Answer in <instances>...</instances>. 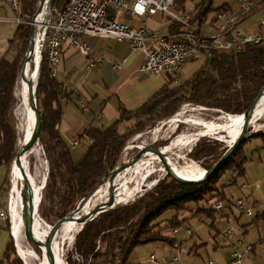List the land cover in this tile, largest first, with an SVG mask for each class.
<instances>
[{"label":"trees","instance_id":"16d2710c","mask_svg":"<svg viewBox=\"0 0 264 264\" xmlns=\"http://www.w3.org/2000/svg\"><path fill=\"white\" fill-rule=\"evenodd\" d=\"M19 1L24 20L30 21L36 13L39 0ZM68 1L52 0V10L65 8ZM174 1L176 8L184 10V0ZM214 2L215 0L190 1L192 9L189 13H194L190 21L199 29L208 14H216L219 10L229 11L226 4L214 5ZM254 8L251 9V14ZM168 28L170 33L179 29L178 24L168 25ZM30 29L25 23L19 24L14 40L18 47L16 56L9 58L6 53L0 55V166L8 169L4 178L5 185L9 183V165L16 157L17 130L13 113L17 106L14 96L15 84L22 68L23 55L30 42ZM47 54L48 52L44 51L41 55L35 97L42 119L40 139L50 165L44 196L39 202L40 215L50 224L72 213L78 201L90 194L103 175L114 171L126 145L130 128H141L145 123L142 121L144 118L148 121L167 118L179 110L181 103L209 106L228 114L240 115L246 111L250 101L255 99L260 87L264 86L263 40L257 44H243L237 51L217 49L212 50L211 55L201 58L194 56L189 61L199 62L189 75L168 74L165 86L157 90L148 102L140 105L139 109H121L120 117L112 126L99 128L91 125L85 130L80 137H93L94 143L89 145L84 156L75 162L68 141L59 130L58 124L63 114L62 87L57 82L55 67ZM131 118L137 119V124L127 125L126 131L120 132V124ZM236 125L216 126L213 130L228 129ZM238 133L239 131L231 133L228 140H235ZM252 138L259 140L255 151L264 148V132L251 134L203 181L195 184L180 183L171 175H167L159 180L155 190L142 200H135L128 206L118 205L112 210L108 209L96 215L82 227L75 239L74 257L78 259L71 258L69 264H141L132 258V252L137 247L158 241L171 245L175 240L164 232L178 226L179 212L188 204L195 205L196 212L202 211L208 216L214 212L204 205L208 206L213 201L223 202L230 207L232 199L226 196L227 187L236 185L235 180L244 175V167L248 162L244 145ZM226 149L222 142L199 140L188 157L203 161L207 170L220 159ZM183 167L180 168L190 176L203 175L187 171V168ZM223 174L227 176L226 180L218 183ZM170 210L174 215L169 220H163L161 216ZM5 246L2 260H5L6 264H22L15 256L11 235Z\"/></svg>","mask_w":264,"mask_h":264},{"label":"rangeland","instance_id":"374dc122","mask_svg":"<svg viewBox=\"0 0 264 264\" xmlns=\"http://www.w3.org/2000/svg\"><path fill=\"white\" fill-rule=\"evenodd\" d=\"M11 1L12 0H10L9 4L11 3ZM40 1L41 0H39V2ZM51 1L49 2L50 6H51ZM227 1L228 0H215L214 5H216V4H222L223 5ZM39 2L37 3V6H38ZM19 5H20V3H19ZM38 7H37V10H38ZM254 7H255V4H254ZM190 9H192V3L190 4V1H189V2L184 3V10L182 8H176L175 11H173V12H174V14H176V12L179 10L180 13L183 14L187 18V20L189 21L190 18H192L194 15V13H189ZM51 10H52V6H51ZM216 13H217V11H216ZM119 14H117V15H119ZM215 18H216V14L210 13V14H208L206 20L200 25V29L199 28L198 29L201 31L200 34L202 36H212L215 34L216 27L211 26V23H213L215 21ZM31 19H30V21L25 20V25H29L31 27L32 26V20ZM262 21H264V20H262ZM38 23L39 22L37 21L35 28H34L35 34L38 33V29L40 28V25ZM176 24H178V23H176ZM238 24H237V26H238ZM257 24L259 25V28L256 30V32L261 34L264 31V25L260 24L258 22H257ZM195 26H196V24H195ZM178 27H180L179 24H178ZM180 28H182V27H180ZM177 29H176V31H177ZM213 29H214V31H213ZM163 32H164V28H162L160 30L161 35L164 34ZM13 47H14L13 50L7 56L9 58H13L16 55V51L18 49L16 43ZM28 50H29V42H28V49H27L26 53L23 55V59H24V56L27 55ZM226 51H228V50H226ZM42 53H41V55H42ZM41 55L39 58L40 60H41ZM202 56H203L202 54H198L195 57L201 58ZM186 62H185V64L182 63V65H181V67H183L181 69H182V71H184V73L190 69L191 63H194L192 61L191 62L189 61L187 63ZM40 63H41V61H40ZM58 66H59V64H58ZM88 67H92V66L88 65ZM19 72H20V70H19ZM38 72H39V68H38ZM39 76H40V72H39ZM19 77H20V73H19L17 82L15 84L16 93L14 96H15V99L17 100V106H16V108L13 109L14 118L16 121L15 126H16V130H17V135H16L17 143H16V148H15V153L20 148V146H18V145L22 144V141L20 139H18V135H20V130H19L18 124L21 121L20 120L21 116H20V113L18 111L19 106H20L19 93L21 92ZM38 81H39V79H38ZM263 92H264V90H263ZM263 92L261 94L259 101L256 103L257 104L256 109L260 106L263 108V111L261 114H259V116H256L255 118L253 117V115L251 116V119L249 120V123H248V127L245 130L246 131V135H245L246 138L248 136H250L251 134L257 135V134H260V132H264V95H263L264 93ZM179 107H180L179 110L175 114L167 116V118H163V119H156L155 118L153 120L150 119V121H148L147 118H144L142 121H145V123L141 128L140 127H138L137 129H135L134 127L130 128V130L128 132L126 145L123 148L124 150L122 152L121 158H120L119 163L117 164L116 168L114 169V171L117 168H119L121 165L123 166L125 163H129V161L136 159L138 157L139 153L141 152V150H143L145 148L158 149V150H160V152L163 148H165V146L166 147L169 146L170 149H169L168 153L166 155L162 156L161 158L159 155H157L158 157H157V159H155V162L153 163V165L148 166L147 169L146 168L143 169L141 171V173L138 175L133 172V171H135L134 169L129 170V171H127V170L129 168L135 166L137 163L141 162V160L143 158L151 159V158L155 157V155L157 153H153L151 151L144 152V154L141 156V158L134 161L135 165L132 164L127 169H125L123 171L122 170L118 171L115 175L116 177H114L113 179L110 178V176H108L111 172L110 173L108 172V174L103 175V177H102L103 180L101 181V179H102L101 178L99 180L98 185H96V187L98 186L97 187L98 191H96L94 194H92L89 198H88V196L90 194L87 197H85V198H88L85 200L86 201L85 203L89 205V208H90L89 212H91L95 209L101 208L102 206H104V203H107V208H106L107 210L108 209L112 210V209L116 208L118 205L128 206L131 203L135 202V200L136 201L142 200L144 197L150 195V193L155 190L156 185L159 182V180L164 179L165 176L168 175L165 172V168H164V164H163V162H165L168 165V167H171L170 164L168 163V160L169 161L171 160L177 166H180V167L184 166L183 168L186 167L187 171L191 170L192 172H196L190 166L191 161H193L194 163L196 162L202 168L203 172L206 171L204 168L203 161L196 160V159L193 160V159H190L188 157L190 152L194 148V145L199 140L209 139V140L217 141L218 143L222 142L223 145L228 148V146L230 144H227V140L230 139L229 138L230 136L225 131V128L217 130V131H209L210 133L209 132L204 133V132H202L203 127H204V124H207L210 122H213L214 124L226 123L228 126V125H230V122H229L227 116H229V115L233 116V115H238V114L232 115V114L225 113V111H223L221 109H215V108H212L209 106H206V107L200 106L198 104L181 103ZM177 114L179 115V117H178L179 122H175V124H174V122L172 120H169V119H171V117L173 118V117L177 116ZM242 115L243 114H240L239 116L241 117ZM136 120L137 119L134 120L133 118H131L130 120H127L126 123L120 124V126H119L120 132H125L127 125H134L135 126V124H137ZM89 127L90 126H88L87 129ZM198 133H200V134H199V136L196 137V139H194L193 141H189V143H183V141L186 139L187 136H192V135L194 136V134H198ZM80 135L74 141L73 140L69 141V143H70L69 148L72 151V156H73V159L75 162L78 159H81V157H83V155H84L83 153H85V152H83V151H85L84 149L87 146L94 143L93 137L83 136V138H87V140H85V141L83 140L81 142L80 146H76L80 142V138H82V137H80ZM82 135H83V133H82ZM39 139H40V136H39ZM92 140H93V142H91ZM172 142L179 143L180 145L179 144L173 145V144H171ZM258 142H259L258 139L252 138L251 140L247 141L244 145V149L246 152L245 156L249 158V161L246 164V168L248 166H250L254 162V160L256 159V153H253L252 149H255L257 146H259ZM37 144H39L41 146L40 147V155L39 156L36 154L33 155L34 154V152H33L31 156H29L28 158H26L24 160L23 166H24V168H26V171L29 174H32L35 177V179H37L38 183L42 182L41 183L42 189L40 190V192L42 194V198H41V200H42L43 196H44V187H46L47 180H48L47 175L49 174L50 165H48L49 160L47 158L46 152H44V150H43V145H42L41 139L39 140V142ZM36 145L29 152H32L35 149ZM13 161H14V159H13ZM11 163L9 165L10 167H9V175H8V181H9L8 184L9 185L6 184V187L8 188L7 193L10 195L9 200H11L10 190L12 188ZM196 173H198V172H196ZM119 174H122L124 176V179ZM204 174H205V172H204ZM204 174H203V176H204ZM5 175H7V169L5 167L0 166V188L2 186V183H4ZM226 178H227V176L223 174L218 183H222L223 181L226 180ZM126 179L128 180V183H126L125 186L129 190H131V193L128 197L123 198V200H121L119 202H115L117 195L120 193V191L122 189H124L123 184H125ZM241 179L242 178L238 177L236 179V181H237L236 183H238L239 180H241ZM241 182H242V180H241ZM23 183H24V179H23V181L21 180V183H20V181H18L16 188L18 189L19 187H21V185ZM8 186H10V187H8ZM112 193L114 194L113 199H114L115 203L113 205H110V202H108V201H109V198L111 197ZM233 193L236 194L235 197L240 195L241 197L236 198V199H239V198H242L243 195L248 194V191L244 190V189L241 190L240 188L234 189V187H227L226 196L228 198L231 197V199H232V201L230 203V207H228V208H231L234 211L233 214H234L235 218L230 216L229 218L227 217V220H226V217L220 216L221 213L225 211L224 209H225L226 204L223 202H222L223 208L218 212L212 209V207H211L212 203H210L208 206L204 205L205 208L208 207L209 210H212L214 212L213 217H208L202 211L196 212V208L195 209L190 208L192 206H195L193 204H188L187 207H185V209L181 210L179 212V215H178V219H179L178 226L175 227L178 230V232L173 233L172 231L174 228L168 229L164 232L165 235L169 236L170 238L173 237V239L177 241L178 248H174L172 246V244L166 245V243H164V241H158L156 243H152V245L150 246L151 249H153L155 247V249H157L159 254L164 256L163 258L159 259L158 264H170L171 263L170 257L172 254L177 255V257L179 258V262L172 263V264H199V262L202 260L207 261L209 258H212V256H211L212 247H214V245L216 243L219 246V248L215 249L216 251H218L217 254H222L224 252L222 249H224L226 247V243L229 244L231 242L232 238L234 239L235 236L238 235V233H241L242 229L248 227L247 225L249 224V221L251 220V218L256 216V214L258 212V210H256L255 207H253V203L251 202V200L248 198H245L246 196L243 197L242 199L247 200V201H249V203H251V206H250V209L252 210L251 216L249 218H247L244 215L240 214L238 211H235V209L232 205L233 201L236 200V199L232 198ZM85 198H82V199H85ZM80 201H81V199L78 201V203ZM0 202H2L6 206L7 195L3 192H2V194H0ZM78 203H77V206L79 205ZM86 204H85V206H86ZM84 208L81 210V212H78V215H76V217H80L85 212ZM226 211H227V206H226ZM40 213L41 212H40V207H39V218H41L43 221H45V223L47 225L51 226L53 223L50 224L49 222H47L45 220V218H43L40 215ZM7 214L8 215H7L6 221H3L2 223H8L9 224L8 230H9V232H11L12 237H13V246L15 247V252H16L15 256L18 257V259L22 262V264H26L25 260L19 256L18 246H16V238L14 237V235L12 233L13 224H12V219L10 218V215H11L10 211L7 212ZM173 215H174L173 211L170 210V211L165 212V214L162 215L161 218L163 220H169V219H171V217ZM92 219L93 218H91V220ZM91 220H89L88 222H90ZM20 222L24 228L23 219L20 220ZM88 222H86V223L79 222V221L76 222V226L73 229V231H71L65 238H63L62 236H60L58 238L57 241L59 242V244H61L60 257L63 259V262H64L63 264H69V260L71 258L76 257V256L74 257L75 239L77 238L78 234L80 233L82 227L84 225H86ZM2 223H0V225ZM230 227L233 228V234L230 237H227V240H223L221 235L228 228L231 229ZM2 228H3L2 229L3 231L0 228V264H6V261L2 260V254L5 250V241H7V233L4 230L5 227L2 226ZM23 228H22V232H23ZM186 228H189L190 231L193 230V234H192V232L189 234L186 233L187 235L192 234L190 237L185 234ZM35 229L39 232V230L37 228H35ZM53 242H54V240H53ZM173 242H175V241H173ZM22 243L25 247L29 246L34 251L35 255L36 254L38 255V257L42 256L43 251L40 248H38L37 246L32 245L30 241H27L26 237L24 236V232H23V237H22ZM145 245L137 247L132 252V258L134 260H137L138 262L140 261V259H141L140 250H142L144 247H146ZM54 246H55V244H54ZM145 249H147V248H145ZM236 251H238V250H232L229 253L231 264H234L231 262L232 261L231 254L233 252H236ZM54 257H55V249H54ZM152 257H154V258H151V260L153 262H155L156 257L155 256H152ZM28 262H29V264H38V260L32 258V256L28 257Z\"/></svg>","mask_w":264,"mask_h":264},{"label":"crops","instance_id":"0c3cea01","mask_svg":"<svg viewBox=\"0 0 264 264\" xmlns=\"http://www.w3.org/2000/svg\"><path fill=\"white\" fill-rule=\"evenodd\" d=\"M253 1L256 5L253 13L237 26L236 30L241 34L255 33L259 28L257 22L261 19L264 20V0ZM9 2L10 0H0V55L6 53L7 56L14 48L16 30L19 26L14 20L18 13L10 7ZM224 4L227 5L228 10H236L239 7L238 0H228ZM119 13H116L118 20L130 24L132 28H137L144 23L148 28L157 31L159 35H161L160 30L162 28H164V34L170 31L168 25L164 23L165 19L162 15L154 14L144 18L142 16H130L124 12ZM213 23L211 26L215 27ZM78 42H86L91 45L93 53H91L90 59L92 61L102 58L103 62L93 68L88 67L89 59L83 57L78 49L64 44L62 46L61 61L59 66L54 68V72L57 82L62 87L61 110L63 114L58 124L59 130L69 145V141H74L80 134L82 135L88 126L92 125L99 128L112 126L114 121L120 117L121 109L134 111L139 109L140 105L148 102L157 90L165 86L168 77L167 74L158 76L141 71L139 67L143 62L144 55L138 49L132 50L127 42H119L116 38L104 39V37L88 35L79 37ZM198 62L196 60L191 63L190 69L185 73L181 69L180 73L184 76L189 75L196 68L195 64ZM115 64L118 66L113 67ZM83 140L85 141L87 138H80V142L76 146H80ZM87 148L88 146L83 152L86 153ZM252 152L256 153V159L250 166L244 167V175L239 177L242 178V182L239 180L236 183L235 180L236 185L231 187L247 190L248 194L243 195V197L246 196L245 198L250 199L258 212L256 216L251 218L248 227L242 229L241 233H238L234 239L232 238L229 244L226 243V247L222 249L224 251L222 254H217L218 251L215 250L219 248L217 243L212 247V258L208 257V260H213L216 264H231L229 253L232 250H242L248 245L251 246L250 251L239 264H264V148L259 151L252 149ZM7 189L6 185L2 183L0 194L3 192L7 195V203L5 206L0 202V206L9 212L11 202ZM17 190V188L13 190V196ZM232 195L234 199L241 197L240 195L235 197V193ZM190 208L195 209L196 207ZM224 210L220 216L226 217V220L230 216L235 218L231 208L227 207L226 211L225 207ZM213 216L214 213L208 217ZM2 226L5 227L4 230L7 233L6 245L12 234L8 230L9 224L2 223L0 225L1 230L3 229ZM191 232L193 234V230ZM191 235L187 236L190 237ZM151 245L148 243L145 245L146 247L140 250L141 264H158L159 259L164 257L159 254L155 247L151 249ZM152 256L156 257L155 262L151 260ZM205 263L204 260L199 262V264Z\"/></svg>","mask_w":264,"mask_h":264},{"label":"built area","instance_id":"2783aa9c","mask_svg":"<svg viewBox=\"0 0 264 264\" xmlns=\"http://www.w3.org/2000/svg\"><path fill=\"white\" fill-rule=\"evenodd\" d=\"M189 2L192 0H184ZM239 7L236 10L217 11L214 26L216 32L212 36H202L200 30L194 23L180 13L173 11L176 9L174 0H69L63 9L51 10L46 18H42V24L38 29L41 31V53L47 51L48 59L56 68L61 61L60 54L63 44L78 49L83 57L89 59V65L94 67L103 62L102 58L92 61L93 53L90 44L79 43L78 38L84 35L91 37L116 38L119 42H127L132 50H140L144 55L140 65L141 71L146 74L176 76L181 71L182 63L192 57L202 54L211 55L212 50L223 49V51L236 49L245 43L257 44L264 40V31L239 33L237 24L247 15L251 14L254 7L253 0H238ZM10 7L18 13L14 19L16 23H25L22 16V7L18 0H12ZM124 12L130 16L149 17L152 15L164 16V23L172 25L178 23L180 28L177 31L159 35L157 31L148 28L143 23L137 28L130 27V24L120 22L116 13ZM46 13V11H45ZM258 23L264 25V21ZM118 64L113 65V67ZM93 142V140L91 141ZM235 211L249 218L252 214L251 203L242 198L236 199L232 203ZM211 207L215 211L223 208L222 202H212ZM7 212L0 206V223L6 221ZM173 233H177L176 228ZM187 234L191 233L189 228L185 229ZM233 234V228L227 229L221 235L223 240ZM174 248H178V243H172ZM251 246H246L231 254L232 263L239 264L250 251ZM154 258V257H152ZM170 264L179 262L177 255L172 254ZM205 264H216L213 260L206 261Z\"/></svg>","mask_w":264,"mask_h":264},{"label":"water","instance_id":"95a60500","mask_svg":"<svg viewBox=\"0 0 264 264\" xmlns=\"http://www.w3.org/2000/svg\"><path fill=\"white\" fill-rule=\"evenodd\" d=\"M51 0H41L38 4V10L36 11L35 15L32 16V26L31 29L29 31L30 33V42H29V50L27 55L24 56V61H23V65L22 68L20 69V77H19V81H25L26 82V86H27V95H26V99H27V104L29 106V113H31L30 115V122H31V126H32V133L29 136L28 140L25 141V143L16 151V157L14 159V161H12L11 163V173H14V167L18 166V168L21 169V173H22V179H24V184L23 186H21L19 188V193L21 196V205L23 206V212L21 215V219H23V223H24V228H23V232H24V236L26 237L27 241H30L32 245L37 246L38 248L42 249L45 248L44 251V256L47 260H49V264H56V258L54 257V244H53V240L56 238V234L59 230L60 227H62L66 222L68 221H74V222H83L86 223L89 220H91V218L96 217V214L98 215L101 212H104L105 210H107V203H104V206H102L99 209H95L91 212H87V213H83L80 217H76V215H78V212H81V210L85 207V200L88 199L92 194H94L96 191H98L97 187L95 186L91 191L90 195L88 196V198L85 199H81V201L78 203L79 205L77 206L76 210L72 213L67 214L66 216H64L63 219L57 221L56 223L52 224L49 229H48V234L46 239L45 238H37V236L35 235L34 232V227L36 225V220H37V216L39 215V202L42 198V194L40 195V197L38 196V194H36V192H34V184L32 182V180L29 178V176H27V172H26V168H24V166H22V158L23 155L25 154L26 151H30L32 148H34V146L39 142V136L41 134L42 131V125H41V113L39 112V105H38V100L35 97V94L37 92V81L39 79V72H38V68H40V64H38L36 62L35 59V54H36V46H35V41H36V34L34 33V28L35 25L38 21L37 17L38 15H40L43 12V9L45 8L46 13L43 14V17L46 18L47 14H49L51 6H50V2ZM41 31H39L40 36H41ZM41 55V53H40ZM39 55V57H40ZM34 60L35 64L34 67L31 70V76L30 78L27 77V73H26V68L27 65L29 64V62H31V60ZM41 61V60H40ZM263 87H260L259 89V93L257 94V96L255 97V99L253 101H250L246 111L243 113V115L241 116L242 118V128H240L239 130V134L236 137V140L231 143L228 148L224 151L223 154H221L220 159L213 164L210 168H208V170L204 171L205 174L202 177V179H198L196 181H188L187 179H181L178 178L177 176H175L174 173H172V171L170 170L171 167H168V165L163 162L164 164V168H165V172L168 175H171L173 178H175V180H177L180 183H188V184H195L196 182L199 181H203L206 178L209 177L210 174L213 173V171H215L216 168H218L220 165H222V162L234 151V149L246 138V128L248 127V123L249 120L251 119V116L255 113V109L257 106V102L259 101L261 94L263 92ZM146 151H151L153 153H157L160 158L163 156V154L160 152V150L158 149H151V148H145L143 150H141V152L139 153L138 157L132 161H129V163H125L123 166L121 165L119 168H117L115 171L111 172L108 176H110V178H114L116 177V173L118 171H123L125 169H127L130 165L134 164L136 160H138L139 158H141V156L144 154V152ZM15 165V166H14ZM12 174H11V180H12ZM103 180V178L101 179V181ZM13 181V180H12ZM114 194L112 193L111 197L109 198L110 205H113L114 202Z\"/></svg>","mask_w":264,"mask_h":264},{"label":"bare ground","instance_id":"6f19581e","mask_svg":"<svg viewBox=\"0 0 264 264\" xmlns=\"http://www.w3.org/2000/svg\"><path fill=\"white\" fill-rule=\"evenodd\" d=\"M44 13H45V8L43 9V12L40 15H38V17H37L38 22H39L38 24L40 26L42 24V20H43L42 18H43V14ZM40 41H41V36L39 34V36L38 35L36 36V41H35V46H36L35 59H36V62L38 64L40 63V59H39L40 57H39V55H40V53L42 51L41 50L42 48L40 46ZM34 64H35V62L32 59L31 62H29V64L27 65L26 73H27V77L28 78H30V76H31L30 75L31 74L30 72H31L32 68L34 67ZM19 82H20V86H21V92L19 93L20 106H19L18 111H19L20 116H21V119H20L21 121L18 124L19 130H20V135H18V139H20L22 141V144H20L18 146L21 147L25 143V141L28 140L29 136L31 135V133H32V126H31V122H30L31 121L30 120L31 113H29V109H28L29 106L27 104V99H26V95H27L26 82L25 81H19ZM263 90H264V88H263ZM262 111H263V108L262 107H258L255 110V114H253V117L255 118L256 116H259V114H261ZM178 117H179V115L177 114V116H175L173 118L171 117V119H169V120H172L174 122V124H175V122H179ZM227 118H228V120L230 122V125H236V124H238L236 126H233V127L228 128V129H225V131L230 136L231 133L240 130L241 125H242V118L239 115H233V116H230L229 115V116H227ZM216 126H227V124L226 123H223V124L222 123H220V124H214L213 122H210V123L204 124L203 131L202 132L207 133L209 131H214L213 128L216 127ZM199 134L200 133L194 134V136L193 135L192 136H187L186 139L183 141V143H189V141H193L194 139H196L197 136H199ZM232 142H234V140H227V144H231ZM171 144L176 145V144H179V143L172 142ZM40 147L41 146L39 144H37L36 147H35V149L32 152H28V151L25 152V154L23 155V158H22V166H23L24 160L26 158H28L29 156H31L33 152H34L33 155H35V154L38 155V156L40 155ZM169 149H170L169 146L168 147L165 146V148H163L161 150V153L163 154V156L168 153ZM157 155L158 154H156L155 157H153L151 159H148V158L142 159L141 162L137 163L136 165L134 164L135 166L129 168L127 171L134 169L135 170V171H133L134 173H136L137 175L140 174L143 169H145V168L147 169L148 166L153 165V163L155 162V159H157V157H158ZM168 163L171 166V169L170 170L178 178L187 179L188 181H196L197 179H201L202 176H203V175L202 176H199V177L190 176L187 173H185L179 166H177L176 164H174V162H172L171 160L170 161L168 160ZM190 166L192 167V169L194 171H196L198 173H201V174H204L202 168L196 162L194 163L193 161H191ZM21 175H22L21 169L18 168V166H15L14 167V173L12 174V180H13L12 181V188L10 190V193H11V200H10V202H11L10 214L11 215H10V218L12 219V224H13L12 233H13L14 237L16 238V246H18L19 256L22 259L25 260L26 264H29V262H28V257L29 256H32V258H34V259H37L38 260V264H49V260H47L45 258V256H44V254H43L44 251H45V248H42L41 249L43 251L42 256H39L38 257V255L36 254L37 255L36 256L35 253H34V251L29 246H26L25 247L23 245V243H22V237H23L22 228H23V226L21 225L20 220H22L21 219V215H22V212H23V206L20 203V201H21V196H20V193H19V188L20 187L15 192L16 194L14 196H13V193H12L13 190L17 187L18 181H20V183H21V180L23 181ZM119 175L124 179V176L122 174H119ZM180 175L183 176V177H181ZM27 176H29V178L32 180V182L34 184V187H35L34 188V192H36V194H38V196L40 197V195H41L40 190L42 189L41 188L42 187V185H41L42 182H39L38 183L37 182V179H35V177L32 174H29L28 173ZM126 183H128V180L127 179L125 181V184H123V188L124 189H122L120 191V193L117 195V198L115 199V202H119V201L123 200V198L128 197L130 195L131 190H129L125 186ZM23 184L21 186H23ZM89 209H90L89 208V205L86 204V206L84 208V210H85L84 213L89 212ZM75 226H76V222H74V221H72V222L71 221H68L62 227L59 228V230H58V232L56 234V239H54V242H53V244H55L54 249H55L56 264H63L64 263L63 262V259L60 257L61 244H59V242L57 240H58V238L60 236H62L63 238H65L71 231H73V229L75 228ZM49 227L50 226L47 225L45 223V221H43L41 218H39V215H38L37 216V220H36V225L34 227V232H35V235L37 236V238L40 237V238H45L46 239L47 234L49 232L48 231ZM35 228H37L39 230V232Z\"/></svg>","mask_w":264,"mask_h":264}]
</instances>
